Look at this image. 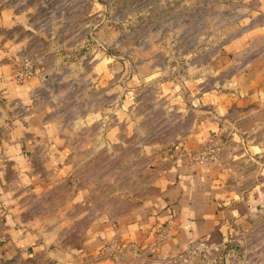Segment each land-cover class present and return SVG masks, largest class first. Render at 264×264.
I'll use <instances>...</instances> for the list:
<instances>
[{
	"label": "rangeland",
	"instance_id": "obj_1",
	"mask_svg": "<svg viewBox=\"0 0 264 264\" xmlns=\"http://www.w3.org/2000/svg\"><path fill=\"white\" fill-rule=\"evenodd\" d=\"M249 13L244 0H0L12 29L3 43L17 47L10 70L31 78L13 83L36 85L41 129V141L26 133L33 161L20 167L21 110L0 98V254L12 235L28 245L0 264H82L102 221L158 192L168 160L223 173L226 241L154 256L161 228L143 250L111 239L93 261L264 264V32ZM200 244L204 253L186 256Z\"/></svg>",
	"mask_w": 264,
	"mask_h": 264
},
{
	"label": "crops",
	"instance_id": "obj_2",
	"mask_svg": "<svg viewBox=\"0 0 264 264\" xmlns=\"http://www.w3.org/2000/svg\"><path fill=\"white\" fill-rule=\"evenodd\" d=\"M244 2L249 4L250 7L248 15L250 28L259 27V34H263L264 22L259 20V24H257L256 19L262 18L264 21V0H244ZM4 26L6 25L3 24V21H0V58L6 56L3 61L0 60V98H15L14 101L17 102L21 110V118H16L13 123V128L16 124H19L17 127L21 130L18 138L20 141L17 151L19 155L13 158L20 163V167L24 165L26 168L29 165L28 163L33 161V159L31 161L28 159L27 152L34 143V138L29 142L30 135L26 133L37 137L39 136L37 131L41 130L40 121L33 114L31 103V93L36 85L31 88L29 86H25V88L16 87L14 85L15 78L18 84L31 78L18 79L15 76L17 69L14 73L11 72L10 64L14 63V60L17 61L15 53L17 47H14V42L8 38L9 45L3 43L5 40L4 34L10 33V30H12L6 28L5 31ZM3 46H7V48H2ZM8 110L10 113L12 112V108H8ZM28 114H31L33 118L28 119ZM0 115L3 118L5 116L4 112H0ZM10 121L13 120L10 119ZM3 125L8 126L9 123L3 122ZM203 126L206 129L213 130L215 123L206 121ZM17 134L19 133L17 132ZM38 139L41 141L40 138ZM198 141L199 136H196L187 143H177L172 148V152L176 155L179 150L187 151V146H196ZM168 157L172 158L173 156L169 155ZM20 171L22 176L26 175L23 169H20ZM223 180V173H218L212 168H189L176 163L174 160H168V165L160 179L158 192L147 200L144 207L136 209L130 215L120 217L114 222L102 221L100 231L95 233L88 243L89 251L82 264H118L110 260L95 262L93 259L96 258L99 249L103 248L104 244L111 239H115L120 246L135 243L143 250L153 242L154 232L161 228L167 229V236L164 241L154 248V256H165L176 248L205 236H211V239L216 240L217 243H222L220 242L221 239L223 242L226 241L227 234L223 233L222 230V218L230 198ZM22 237L14 235L13 238L12 235L11 241L14 243L9 241L3 245L4 252L0 254V257L8 259L16 252L20 255L23 254L21 249L28 245Z\"/></svg>",
	"mask_w": 264,
	"mask_h": 264
},
{
	"label": "built area",
	"instance_id": "obj_3",
	"mask_svg": "<svg viewBox=\"0 0 264 264\" xmlns=\"http://www.w3.org/2000/svg\"><path fill=\"white\" fill-rule=\"evenodd\" d=\"M26 69L27 68L25 67L24 68V70H25L24 72L26 74H29V72ZM22 77H23L22 75L19 76V79H22ZM195 160L198 161L199 157H196ZM204 252H205V247L203 246V244H200L199 246H196V247L192 248L191 250L187 251L186 256L187 257H191V256H194V255H197V254H200V253H204Z\"/></svg>",
	"mask_w": 264,
	"mask_h": 264
}]
</instances>
